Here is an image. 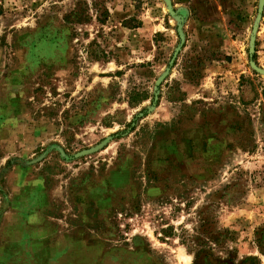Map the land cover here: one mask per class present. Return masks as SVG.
<instances>
[{
    "label": "rangeland",
    "instance_id": "obj_1",
    "mask_svg": "<svg viewBox=\"0 0 264 264\" xmlns=\"http://www.w3.org/2000/svg\"><path fill=\"white\" fill-rule=\"evenodd\" d=\"M263 91L264 0H0V264H264Z\"/></svg>",
    "mask_w": 264,
    "mask_h": 264
},
{
    "label": "trees",
    "instance_id": "obj_2",
    "mask_svg": "<svg viewBox=\"0 0 264 264\" xmlns=\"http://www.w3.org/2000/svg\"><path fill=\"white\" fill-rule=\"evenodd\" d=\"M86 3H79L77 6V9L73 10L70 14L65 16V21L68 23H77V24H82L88 19V16L85 13V10L83 9V5ZM86 6V5H85ZM264 94V91H263ZM130 105L133 106L135 105V99H132V96L130 97Z\"/></svg>",
    "mask_w": 264,
    "mask_h": 264
},
{
    "label": "crops",
    "instance_id": "obj_3",
    "mask_svg": "<svg viewBox=\"0 0 264 264\" xmlns=\"http://www.w3.org/2000/svg\"><path fill=\"white\" fill-rule=\"evenodd\" d=\"M117 178H119V177H117ZM120 179H121V175H120ZM127 179H128V177L127 176H124L123 177V184L125 183V182H127ZM122 180H119V182H122ZM10 249L8 250L9 251V254H11V255H14L13 253H16V247L14 246V245H12V247H9ZM10 257H13V256H9V258Z\"/></svg>",
    "mask_w": 264,
    "mask_h": 264
}]
</instances>
